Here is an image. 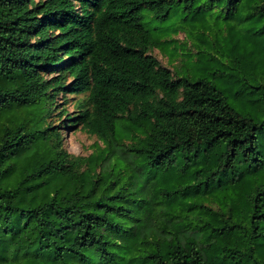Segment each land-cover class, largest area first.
Wrapping results in <instances>:
<instances>
[{"label":"trees","instance_id":"trees-1","mask_svg":"<svg viewBox=\"0 0 264 264\" xmlns=\"http://www.w3.org/2000/svg\"><path fill=\"white\" fill-rule=\"evenodd\" d=\"M180 6L228 20L226 70L152 54L144 8ZM61 92L85 94L62 114L104 143L89 156L47 123ZM20 107L30 123L0 126V264H264V0H0V117Z\"/></svg>","mask_w":264,"mask_h":264},{"label":"rangeland","instance_id":"rangeland-1","mask_svg":"<svg viewBox=\"0 0 264 264\" xmlns=\"http://www.w3.org/2000/svg\"><path fill=\"white\" fill-rule=\"evenodd\" d=\"M144 24L162 43L152 49L162 65L170 68L176 74L180 71L184 75H208L209 72L226 70V65L221 55L223 45H220V26L228 20H223L216 13L189 11L178 7L173 9L162 19L154 17L152 12L144 8ZM225 14V12H223ZM242 26L235 27L233 31L240 33ZM209 41V42H208ZM229 46V42H225ZM244 46V43H242ZM52 73H47L49 77ZM84 93L61 92L56 95L55 108L47 123L57 126L63 136V147L75 155L89 156L104 146L95 135L82 129L81 125H69L68 115L62 114V110L69 111L70 115L78 113L77 100L84 98ZM62 114V115H60ZM34 117L29 109L19 108L16 115H4L0 117V126L16 120L31 122ZM62 119V120H61ZM69 125V126H68ZM132 140L129 139L130 143Z\"/></svg>","mask_w":264,"mask_h":264}]
</instances>
